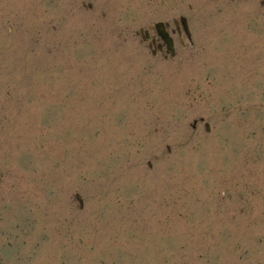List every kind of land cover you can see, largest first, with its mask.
<instances>
[{
	"label": "rangeland",
	"instance_id": "rangeland-1",
	"mask_svg": "<svg viewBox=\"0 0 264 264\" xmlns=\"http://www.w3.org/2000/svg\"><path fill=\"white\" fill-rule=\"evenodd\" d=\"M0 256L264 264V0H0Z\"/></svg>",
	"mask_w": 264,
	"mask_h": 264
},
{
	"label": "water",
	"instance_id": "water-1",
	"mask_svg": "<svg viewBox=\"0 0 264 264\" xmlns=\"http://www.w3.org/2000/svg\"><path fill=\"white\" fill-rule=\"evenodd\" d=\"M179 21L183 27V31H184L185 35L187 36L188 40L191 41V33L189 30L187 19L184 17H180ZM175 23H176V25H178L177 20H175ZM155 29L157 31V34L161 37V39L165 43L166 48L170 52V54L172 56L175 55L173 38L166 31V24L163 22H158L155 24ZM206 126H207V128H209L208 124H206Z\"/></svg>",
	"mask_w": 264,
	"mask_h": 264
},
{
	"label": "flooded vegetation",
	"instance_id": "flooded-vegetation-1",
	"mask_svg": "<svg viewBox=\"0 0 264 264\" xmlns=\"http://www.w3.org/2000/svg\"><path fill=\"white\" fill-rule=\"evenodd\" d=\"M151 45H152V47L154 46H156V47H159V42L157 41V39L156 38H153L152 37V39H151ZM0 264H3V261H2V259H1V257H0Z\"/></svg>",
	"mask_w": 264,
	"mask_h": 264
}]
</instances>
